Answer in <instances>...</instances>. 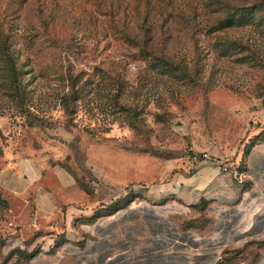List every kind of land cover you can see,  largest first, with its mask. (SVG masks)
<instances>
[{
	"label": "rangeland",
	"instance_id": "1",
	"mask_svg": "<svg viewBox=\"0 0 264 264\" xmlns=\"http://www.w3.org/2000/svg\"><path fill=\"white\" fill-rule=\"evenodd\" d=\"M261 142L264 0H0V168L33 176L21 194L0 190V264L54 244L99 253L158 201L182 208L159 196L180 175L210 163L236 181ZM36 190L57 205L56 230L33 223ZM192 206L171 214L184 234L215 215Z\"/></svg>",
	"mask_w": 264,
	"mask_h": 264
},
{
	"label": "crops",
	"instance_id": "2",
	"mask_svg": "<svg viewBox=\"0 0 264 264\" xmlns=\"http://www.w3.org/2000/svg\"><path fill=\"white\" fill-rule=\"evenodd\" d=\"M22 172L7 164L1 167L0 190L23 193L33 176L25 173L29 176L25 178ZM243 180L246 183L242 184ZM169 193L182 208L158 201L157 213L143 217V226L128 224L124 234L110 235L101 252L89 245L83 248V258L76 260L63 251L65 244L52 251L43 248L36 255L42 256L41 259L31 264H264V142L256 144L243 157L236 181L213 164L201 163L195 174L180 175L174 188L159 196L164 198ZM34 199L37 218L33 223L56 230L50 220L57 205L45 190H36ZM201 199L211 202L215 215L203 229L184 234L178 218L171 214L189 212ZM70 212L68 209L64 215L67 226ZM61 231L65 239L72 238L65 229ZM204 241L207 247L202 246Z\"/></svg>",
	"mask_w": 264,
	"mask_h": 264
},
{
	"label": "trees",
	"instance_id": "3",
	"mask_svg": "<svg viewBox=\"0 0 264 264\" xmlns=\"http://www.w3.org/2000/svg\"><path fill=\"white\" fill-rule=\"evenodd\" d=\"M2 54H5L4 56H5L7 59L10 58V57L8 56L9 54H7V53H2ZM11 71H12V73L14 74V73H15V68L12 67ZM10 76H11V75H10ZM14 76H15V75H14ZM14 87H15V85H14ZM75 99H76V95H75L74 90L72 89V86H71V87H70V92L65 93V94H62V95H61V98H60V101H61L62 106H64L65 110L68 111V112H71V111L73 110V104H74ZM69 103H70V105H69ZM126 109H129V106H127ZM130 196H133V195L130 194ZM130 196H129V198L124 199V200L122 201V203H120V202L117 203V202H116L115 204H113V205L110 207V210L108 211V213H112V212H114L117 208H120V207H122V206L127 205L128 202L131 200ZM56 246H57V245L54 244V245H52V246L50 247V249H48V250H49V251H52L53 248H55ZM33 254H34V252L32 251V252H29V253H25V254H23V256H24L25 258H29V257H31Z\"/></svg>",
	"mask_w": 264,
	"mask_h": 264
},
{
	"label": "built area",
	"instance_id": "4",
	"mask_svg": "<svg viewBox=\"0 0 264 264\" xmlns=\"http://www.w3.org/2000/svg\"><path fill=\"white\" fill-rule=\"evenodd\" d=\"M202 156L203 158H209V156L202 152ZM221 169L222 170H226V166L224 164L221 165ZM63 249H65L66 252L70 253V254H73V255H78V253L80 252V248L75 246V245H72V246H69L68 248L67 247H63Z\"/></svg>",
	"mask_w": 264,
	"mask_h": 264
}]
</instances>
